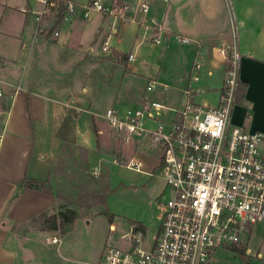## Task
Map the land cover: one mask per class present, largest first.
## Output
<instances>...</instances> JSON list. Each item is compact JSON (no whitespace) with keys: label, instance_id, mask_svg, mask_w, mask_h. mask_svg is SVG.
Masks as SVG:
<instances>
[{"label":"crops","instance_id":"0c3cea01","mask_svg":"<svg viewBox=\"0 0 264 264\" xmlns=\"http://www.w3.org/2000/svg\"><path fill=\"white\" fill-rule=\"evenodd\" d=\"M115 1L128 3L136 9L139 0H112V3ZM148 1L150 11L146 15L138 14L144 18L140 24H153L151 19H155L157 24L154 25L162 28L157 34L171 38L170 43L165 44L163 52L170 54V64L173 67L171 70L157 72V77L149 82L159 81L160 77L159 83L176 85L185 96V89L191 82L194 62L197 61L201 65L200 79L193 84L198 92L193 100L196 103L205 101L210 106H218L227 75V56L231 54L229 45L236 40L241 53L240 91L231 119L233 123L251 131L264 132V0ZM229 2L234 14V20L231 21L227 15ZM61 3L74 4L75 8L80 5L76 0H61ZM39 7L40 4L35 0H0V43L8 44L4 49L0 48V83L6 88V94L15 87H20L11 98H6L9 104L0 111V264H43L42 250L45 251V247L53 246L57 251L63 247L61 245L65 237L74 231L77 219L71 230L64 235L37 229L19 233L14 229L15 225L56 205L55 196L29 187L21 188L20 182L25 178L48 180L53 152L63 141L71 140L86 147L91 158L90 166L96 167L99 149L96 136L102 135L105 130L102 129L104 121H100L102 126L98 127L99 120H90L89 114L80 112L83 107L75 104V98L65 95V86L55 85L50 88L28 78L32 49L41 50L44 45L36 43L34 38L37 25L32 15ZM68 14L65 13L62 19L64 21L59 36L61 45L68 40L72 42L71 30L81 25L77 24L76 11ZM66 15L75 18L70 21ZM146 18L149 20L146 21ZM140 28H143L147 39L156 34L149 27ZM176 35L192 41L180 45L174 39ZM141 44L142 41L138 45ZM136 55L138 56L137 53ZM139 75L143 76L141 73ZM146 92L142 101L149 98L167 103L166 97L151 98L148 93L152 91ZM216 92L218 98L215 99L213 93ZM208 93L210 95L207 96ZM68 105L76 108V115L70 116L65 109ZM173 105L177 107L176 103ZM91 136L92 146L88 144ZM262 149L264 153V144ZM149 150L150 153L134 152L135 154H127L126 157L129 158L128 161L133 157L142 161L140 172H148L143 169L145 161L141 156L156 159L155 167L160 166L159 151L153 146L147 149ZM159 228L160 225L155 236ZM54 235H60L59 242L47 244L46 237ZM40 236L44 237L43 242L40 241ZM257 255L262 256L260 252Z\"/></svg>","mask_w":264,"mask_h":264},{"label":"rangeland","instance_id":"374dc122","mask_svg":"<svg viewBox=\"0 0 264 264\" xmlns=\"http://www.w3.org/2000/svg\"><path fill=\"white\" fill-rule=\"evenodd\" d=\"M76 1L80 8L76 7L74 11L78 17L77 24L81 25L71 30L72 42L68 40L63 45L60 44V28L64 20L60 25L53 27L62 3L57 9L53 8L43 16L40 27L44 29V33L40 34L35 30L34 38L36 43L44 45L41 50L32 49L28 78L34 83H42L50 88L55 85L65 86V95L75 98V104L83 107L80 112L89 114L90 120H99L98 127L104 121L102 129L105 130L102 135L96 136L99 148L96 167L90 166L91 158L87 148L71 140L61 142L53 152L48 183L52 191L62 197L55 196L56 205L46 213L57 215L60 210L69 208L78 213V218L74 231L65 237L60 250H55L53 246L42 250L43 264H96L107 245L124 248L129 246V242L122 240V237L130 232L132 225L144 230L148 238L144 245H148L161 224L163 205L170 196L160 168L155 167L156 159L141 156L143 162L145 161L143 169L149 173L127 166V154L150 153V150L147 151L152 146L149 140L119 135L99 115L103 114L107 107L125 109L142 102L147 95L149 80L157 77V72L173 68L170 64V54L163 52L165 44H169L171 38L157 34L160 29L154 24H140L144 18L138 15L140 12H135L132 5L131 14L135 19L123 23L111 15L94 10L89 11L88 18H84L81 7L88 0ZM102 2L108 6L112 4V0ZM74 11L68 13L72 14ZM227 15L230 21L234 20L230 2ZM74 18L68 17L70 21ZM147 20L149 18H146ZM144 26L146 29H154L157 35L147 39L143 28H140ZM63 35L62 37H65ZM160 36L164 37V42L155 44L154 39ZM105 40L110 44L107 51L102 49ZM140 41L142 44L139 46ZM175 41L180 45L188 44L176 39ZM7 45L2 42L0 48L4 49ZM32 47L34 48L35 44ZM130 52L135 53L134 60L130 59ZM196 64L197 61L194 62V71ZM1 87L6 90L2 85ZM196 93V90L192 91L193 96ZM148 95L157 99L166 97V104L171 107H176L174 103L180 107L186 103V95L183 96L176 85L169 84L165 95L163 84L158 83ZM213 98H218V92L213 93ZM8 104L9 100L1 97L0 111L6 109ZM198 104L209 106L205 101H199ZM65 109L70 116L78 112L71 106ZM88 144L92 146V136L88 138ZM86 194L91 195L78 198L79 195ZM103 210L112 213V220L108 215L99 213ZM41 221V217L34 221L30 219L15 225L14 229L19 233L33 231L40 226ZM43 238L40 236L41 242ZM240 247L245 251L244 257L225 246L217 249L208 264H264V226L251 227L250 231L243 235ZM259 252L262 255L260 257L257 255Z\"/></svg>","mask_w":264,"mask_h":264},{"label":"built area","instance_id":"2783aa9c","mask_svg":"<svg viewBox=\"0 0 264 264\" xmlns=\"http://www.w3.org/2000/svg\"><path fill=\"white\" fill-rule=\"evenodd\" d=\"M35 1L40 7L33 11V20L41 34L43 16L57 9L61 0ZM150 7L148 0H139L135 12L146 15ZM81 8L84 18L94 10L123 23L135 19L128 3L115 1L108 6L100 0H88ZM74 10V4L66 5V13ZM151 23L157 24L155 19ZM163 36L156 37L155 44H162ZM174 38L181 43L191 41L181 35ZM103 43L102 49L107 51L109 41ZM229 47L227 77L218 106L193 100V84L200 79L201 65L197 62L185 89L183 107L145 98L137 106L108 107L99 115L119 135L146 138L159 151V168L170 196L163 205L159 231L148 245H144L148 239L144 230L132 225L122 237L129 246L107 245L96 264H208L217 249L241 242L251 227L264 226V132L232 122L241 53L236 40ZM135 58L131 53L130 59ZM158 83L151 80L147 91H153ZM1 85L0 98H11L20 90L17 86L6 94ZM163 87L167 94L169 85ZM127 164L142 171L139 159L133 157ZM45 242L57 244L59 238L48 236Z\"/></svg>","mask_w":264,"mask_h":264},{"label":"trees","instance_id":"16d2710c","mask_svg":"<svg viewBox=\"0 0 264 264\" xmlns=\"http://www.w3.org/2000/svg\"><path fill=\"white\" fill-rule=\"evenodd\" d=\"M65 13H66V4L62 3L60 10H59V13H58V18L55 21V24L53 26L54 28L62 21ZM239 87H240V84H239ZM239 91L240 90L238 88V95H239ZM238 95H237V97H238ZM0 125H1V123H0ZM97 147H98V144H97ZM20 187L21 188L29 187V188H33V189L51 194L53 196L62 197L61 194H58V193L55 194L52 191V189L48 183V180L40 181V180H31V179L25 178L20 182ZM90 195L91 194L79 195L78 198H82L83 196H90ZM63 198H67V197L63 196ZM99 213L108 215L112 220L113 215L109 211L103 210V211H100ZM38 217H41L42 221H41L40 226L37 228V230L44 231V232H58L60 235H64L65 233H67L68 231L71 230L75 219L78 218V213L75 210L69 209V208H66L64 210H60L57 215H55V214L48 215L46 213V211H41V212L31 216L30 219L34 221ZM228 247L230 249L234 250L235 252H237L242 257L245 256V251H244V249H242L240 247V242L230 244V245H228ZM248 264H250V263L248 262Z\"/></svg>","mask_w":264,"mask_h":264}]
</instances>
